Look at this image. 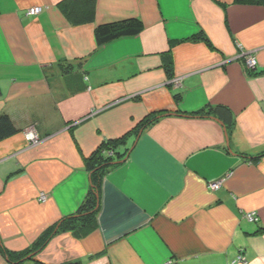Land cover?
Listing matches in <instances>:
<instances>
[{"label": "crops", "instance_id": "obj_1", "mask_svg": "<svg viewBox=\"0 0 264 264\" xmlns=\"http://www.w3.org/2000/svg\"><path fill=\"white\" fill-rule=\"evenodd\" d=\"M65 1L0 0V115L18 129L0 141L3 247L27 251L74 215L90 190L85 160L165 113L118 149L131 152L103 178L97 229L58 233L25 264H264V156L250 159L264 153V6L96 0L94 19L75 25ZM128 18L139 35L97 46V26ZM216 106L234 116L230 141L197 115Z\"/></svg>", "mask_w": 264, "mask_h": 264}, {"label": "trees", "instance_id": "obj_2", "mask_svg": "<svg viewBox=\"0 0 264 264\" xmlns=\"http://www.w3.org/2000/svg\"><path fill=\"white\" fill-rule=\"evenodd\" d=\"M235 3L264 6V0H235ZM61 9L72 24L77 25L88 23L94 19L96 0L65 1L61 4ZM143 29L144 24L138 18H128L111 23H103L97 26L95 30L97 46L102 47L121 38L137 36L143 31ZM203 39L207 43H209L206 38ZM166 70L168 74L171 75L172 59L170 56L166 59ZM248 74L250 76H255L256 74L257 76L260 75L255 71H250L248 72ZM176 99L178 102L181 100L179 97H177ZM166 115L167 114L163 113L146 117L135 126L134 130L131 133L139 136L145 128ZM197 115H205L220 121L225 128L227 140L230 141L235 125V119L228 108L223 106L211 107L203 112H200V114ZM17 132L18 129L14 125L12 119L7 114H1L0 141H3L15 135ZM131 133L125 135L120 139L104 142L97 148L95 152L92 153V155H90L85 160L86 168L90 174V190L84 202L81 204L80 208L74 215L62 219L53 227L48 229L35 243V245L27 251L21 253L11 252L5 249L0 243V251L3 257L6 259V264H25L27 261H35L34 259L36 258L38 253L58 233L72 231L76 236L83 237L97 229V216L100 207L101 185L103 178L111 169L121 164L130 154L131 149H127L126 151H124V153L119 152L118 149L121 146H125L126 141ZM262 156H264V153L256 157H251L250 159L252 161H256ZM29 256H32V258L30 260H26ZM237 258L235 259V261L237 260ZM240 263L244 264V261L239 263L236 262L235 264Z\"/></svg>", "mask_w": 264, "mask_h": 264}, {"label": "built area", "instance_id": "obj_3", "mask_svg": "<svg viewBox=\"0 0 264 264\" xmlns=\"http://www.w3.org/2000/svg\"><path fill=\"white\" fill-rule=\"evenodd\" d=\"M42 10H43L42 7H34V8L29 9L26 14H27V16H38L42 12ZM243 64H244L247 71H251V72L255 71L257 68L256 57L252 54L244 56L243 57ZM173 85H174V88H177L181 85V81L175 79L173 81ZM27 138L32 145H36L39 142V139H38L37 135L35 134L34 130H30L29 132H27ZM221 184H222L221 181L212 182L209 184V189L212 191H217L221 187ZM40 199H41V201L44 202L47 200V196L42 194L40 196ZM247 218L250 219L251 221H254L255 219L257 220L255 215H253V214L247 215ZM242 261L246 262V260L243 256H239L237 258V260L233 262V264H235L236 262L239 263ZM166 264H173V263H172V261H168Z\"/></svg>", "mask_w": 264, "mask_h": 264}, {"label": "clouds", "instance_id": "obj_4", "mask_svg": "<svg viewBox=\"0 0 264 264\" xmlns=\"http://www.w3.org/2000/svg\"><path fill=\"white\" fill-rule=\"evenodd\" d=\"M246 55H247V54H246ZM246 55H243V52H241V54L239 55L240 57L242 56V57H241L242 62H243V57L246 56ZM245 69H246V68H245ZM246 71H247V70H246ZM255 71H256V70H255ZM248 72H250V71H247V73H248ZM169 84L171 85L172 88L174 87V85H173V80H171ZM37 137H38V136H37ZM243 257H244V256H243ZM244 263H245V262H244Z\"/></svg>", "mask_w": 264, "mask_h": 264}, {"label": "water", "instance_id": "obj_5", "mask_svg": "<svg viewBox=\"0 0 264 264\" xmlns=\"http://www.w3.org/2000/svg\"><path fill=\"white\" fill-rule=\"evenodd\" d=\"M141 134V133H140ZM32 258V256H29V257H27V259L26 260H30Z\"/></svg>", "mask_w": 264, "mask_h": 264}, {"label": "rangeland", "instance_id": "obj_6", "mask_svg": "<svg viewBox=\"0 0 264 264\" xmlns=\"http://www.w3.org/2000/svg\"><path fill=\"white\" fill-rule=\"evenodd\" d=\"M250 220V219H249ZM251 221V220H250Z\"/></svg>", "mask_w": 264, "mask_h": 264}]
</instances>
